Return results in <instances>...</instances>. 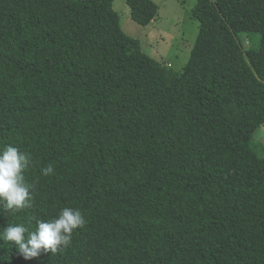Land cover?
<instances>
[{
	"label": "trees",
	"instance_id": "obj_1",
	"mask_svg": "<svg viewBox=\"0 0 264 264\" xmlns=\"http://www.w3.org/2000/svg\"><path fill=\"white\" fill-rule=\"evenodd\" d=\"M113 1L0 0V148L32 158V201L0 205V227L65 206L86 221L33 260L0 240V264H264V0H196L178 73ZM126 2L135 23L156 19L151 0Z\"/></svg>",
	"mask_w": 264,
	"mask_h": 264
},
{
	"label": "clouds",
	"instance_id": "obj_2",
	"mask_svg": "<svg viewBox=\"0 0 264 264\" xmlns=\"http://www.w3.org/2000/svg\"><path fill=\"white\" fill-rule=\"evenodd\" d=\"M31 159L29 153L16 146L6 144L0 148V205L4 211L17 212L31 203L32 185L26 182L24 175ZM53 173L54 167L49 164L41 174L49 176ZM85 223L79 208L65 206L51 219L37 220L32 231L23 224L7 222L6 227H0V240L14 244L24 260H33L39 258L41 252L55 254L70 245L74 231Z\"/></svg>",
	"mask_w": 264,
	"mask_h": 264
},
{
	"label": "rangeland",
	"instance_id": "obj_3",
	"mask_svg": "<svg viewBox=\"0 0 264 264\" xmlns=\"http://www.w3.org/2000/svg\"><path fill=\"white\" fill-rule=\"evenodd\" d=\"M127 0H114L112 9L118 14L122 31L139 39L142 51L178 73L187 63L198 33V22L191 15L196 0H151L157 6V17L147 26L130 17ZM247 47V42L244 44ZM257 153L264 157V124L253 134Z\"/></svg>",
	"mask_w": 264,
	"mask_h": 264
}]
</instances>
